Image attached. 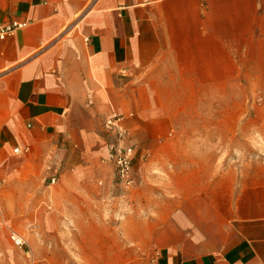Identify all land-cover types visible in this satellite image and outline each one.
<instances>
[{
  "label": "crops",
  "instance_id": "1",
  "mask_svg": "<svg viewBox=\"0 0 264 264\" xmlns=\"http://www.w3.org/2000/svg\"><path fill=\"white\" fill-rule=\"evenodd\" d=\"M11 20L0 264H264L260 132L233 158L206 113L207 54H264V0H0ZM113 114L129 186L106 160Z\"/></svg>",
  "mask_w": 264,
  "mask_h": 264
},
{
  "label": "rangeland",
  "instance_id": "2",
  "mask_svg": "<svg viewBox=\"0 0 264 264\" xmlns=\"http://www.w3.org/2000/svg\"><path fill=\"white\" fill-rule=\"evenodd\" d=\"M206 113L207 145L211 142L220 146L221 142L225 147L226 141L228 152L232 153L229 156L236 158L237 148L246 149L249 141L244 137L254 128L260 132L257 137L262 147L264 54H207ZM239 130L241 133L236 138ZM226 136L227 140L220 139ZM145 158L141 156L142 160Z\"/></svg>",
  "mask_w": 264,
  "mask_h": 264
},
{
  "label": "built area",
  "instance_id": "3",
  "mask_svg": "<svg viewBox=\"0 0 264 264\" xmlns=\"http://www.w3.org/2000/svg\"><path fill=\"white\" fill-rule=\"evenodd\" d=\"M25 22L11 20L0 25V42L6 37L12 35L15 31L25 26ZM123 118L117 114L109 116L105 123V129L111 134V139L107 144V158L113 166L116 181L123 186H129L133 182V160L135 157L134 148L123 144V139L126 135V130L122 126ZM27 151V148L24 149ZM14 153L19 152V148L13 149ZM51 183L55 179L50 180ZM14 245L23 247L25 240L16 234L10 236Z\"/></svg>",
  "mask_w": 264,
  "mask_h": 264
}]
</instances>
